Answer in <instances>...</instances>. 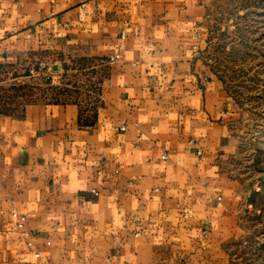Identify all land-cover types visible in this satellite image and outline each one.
I'll list each match as a JSON object with an SVG mask.
<instances>
[{
    "label": "crops",
    "instance_id": "crops-1",
    "mask_svg": "<svg viewBox=\"0 0 264 264\" xmlns=\"http://www.w3.org/2000/svg\"><path fill=\"white\" fill-rule=\"evenodd\" d=\"M218 1L0 0V62L108 64L93 105L0 113V264H231L258 187L206 57Z\"/></svg>",
    "mask_w": 264,
    "mask_h": 264
},
{
    "label": "rangeland",
    "instance_id": "rangeland-1",
    "mask_svg": "<svg viewBox=\"0 0 264 264\" xmlns=\"http://www.w3.org/2000/svg\"><path fill=\"white\" fill-rule=\"evenodd\" d=\"M206 57L238 105L243 172L257 184L231 264H264V0H220L211 7ZM108 64L72 50L38 49L0 62V113L32 102L93 105Z\"/></svg>",
    "mask_w": 264,
    "mask_h": 264
},
{
    "label": "built area",
    "instance_id": "built-area-1",
    "mask_svg": "<svg viewBox=\"0 0 264 264\" xmlns=\"http://www.w3.org/2000/svg\"><path fill=\"white\" fill-rule=\"evenodd\" d=\"M118 57H119L118 54L111 55V56L108 57L107 62H108L109 64H112V63H114V62L116 61V59H117ZM120 129H121V130H124V129H125V126H121ZM162 157L164 158V155H163ZM91 192H92L94 195H97V191H96L95 189H92ZM12 216H13L14 218H16V220H17V222H16V226L19 227V228H20V227H23L24 222H25V216H24L23 214H20V213H18V212H15V211L12 212ZM27 244L30 245L31 242L28 241ZM35 256H39V253L36 252V253H35Z\"/></svg>",
    "mask_w": 264,
    "mask_h": 264
},
{
    "label": "trees",
    "instance_id": "trees-1",
    "mask_svg": "<svg viewBox=\"0 0 264 264\" xmlns=\"http://www.w3.org/2000/svg\"><path fill=\"white\" fill-rule=\"evenodd\" d=\"M255 192H253V194H254Z\"/></svg>",
    "mask_w": 264,
    "mask_h": 264
}]
</instances>
